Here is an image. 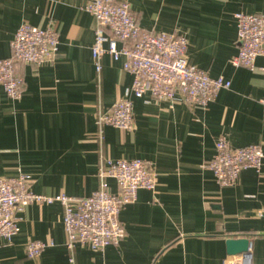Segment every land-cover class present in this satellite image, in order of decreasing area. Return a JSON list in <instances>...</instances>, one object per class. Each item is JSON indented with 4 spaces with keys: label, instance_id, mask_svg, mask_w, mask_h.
Instances as JSON below:
<instances>
[{
    "label": "crops",
    "instance_id": "0c3cea01",
    "mask_svg": "<svg viewBox=\"0 0 264 264\" xmlns=\"http://www.w3.org/2000/svg\"><path fill=\"white\" fill-rule=\"evenodd\" d=\"M125 1L142 29L183 34L189 63L230 87L205 107L136 97L124 56L102 54L97 71L95 20L82 0H0V59L11 55L22 22L58 35L50 61L17 64L19 99L0 89V176L23 173L34 193L80 197L94 192L108 160L142 159L156 175L153 190L139 189L122 207L126 233L118 244L69 249L62 205L31 203L16 212L11 240L0 238V264H234L240 257L227 253L226 239L238 237L250 240V264H264V159L230 186H220L207 166L220 136L232 147L264 150V57L252 70L232 64L234 14L262 13L264 0ZM119 98L132 102V129L99 127L98 116ZM31 240L51 244L32 258Z\"/></svg>",
    "mask_w": 264,
    "mask_h": 264
},
{
    "label": "built area",
    "instance_id": "2783aa9c",
    "mask_svg": "<svg viewBox=\"0 0 264 264\" xmlns=\"http://www.w3.org/2000/svg\"><path fill=\"white\" fill-rule=\"evenodd\" d=\"M81 7L95 20L91 52L97 71L102 54L108 53L113 59L124 56L123 68L134 75L131 85L134 96L148 94L155 100L179 98L189 107H205L221 89L230 87V81L224 77H211L189 63L187 39L183 34L142 29L127 1L82 0ZM234 17L237 52L232 64L252 70L256 57H264V12H237ZM118 43H121L120 47ZM10 49L11 55L0 59V89L7 97L19 99L24 81L17 72V64L39 65L50 61L58 49V35L50 27L40 28L22 22L10 41ZM261 102L264 104V98ZM97 122L101 128L112 126L131 130L132 102L127 98L117 99L109 111L98 116ZM263 159L264 150L260 145L232 147L225 136H220L207 166L220 186H230L243 169H259ZM97 176L94 192L80 197L64 192L54 195L34 193L29 189L30 177L23 173L10 178L0 176V238L9 242L17 233V211L31 203L58 202L63 207L69 249L79 244L102 250L118 244L126 233L119 219L122 207L136 199L139 189L153 190L156 175L149 163L134 158L108 160L107 166L99 167ZM110 179L116 184V192L110 190ZM48 244L40 240L29 241L26 246L28 257L39 256ZM239 257L234 264H243L245 255L239 254Z\"/></svg>",
    "mask_w": 264,
    "mask_h": 264
},
{
    "label": "water",
    "instance_id": "95a60500",
    "mask_svg": "<svg viewBox=\"0 0 264 264\" xmlns=\"http://www.w3.org/2000/svg\"><path fill=\"white\" fill-rule=\"evenodd\" d=\"M227 253L229 255H245L244 264H250V240L246 237L228 238L226 239Z\"/></svg>",
    "mask_w": 264,
    "mask_h": 264
}]
</instances>
